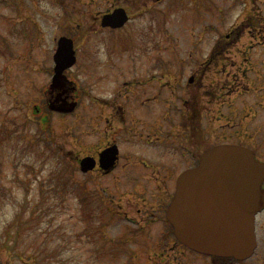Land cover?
<instances>
[{"label": "flooded vegetation", "instance_id": "flooded-vegetation-1", "mask_svg": "<svg viewBox=\"0 0 264 264\" xmlns=\"http://www.w3.org/2000/svg\"><path fill=\"white\" fill-rule=\"evenodd\" d=\"M65 1L61 0V7L67 13L69 1ZM159 1L104 0L105 9L98 11L93 25H84V29L92 27L97 35L96 48L101 55L95 61V106L93 111L86 108L80 115L82 127L77 139L80 151L96 159L95 167L83 173L86 177L92 176L90 180L105 191H113L112 211L99 223L119 222L122 228L116 234L117 240L123 245L130 243L126 257L118 258L115 264H264V209L255 218L254 252L242 260L189 247L176 236L166 216L179 175L197 166L209 148L226 143L246 145L264 159V136L256 138L245 125L247 119H255V104L264 107V84L257 86L262 92L255 103H249L246 98L255 88L252 86L255 78L262 79L256 72L260 70L256 67L260 61L253 60L255 46L252 43L244 50L238 46L246 33L254 38L259 31L263 35L264 15L256 10L261 0L246 2L232 21L239 23L222 30L214 41L204 44V40L191 36L194 34L188 36V43L181 38L172 58H165V51H128L115 40L110 43L109 38L114 36L108 33L124 28L144 8ZM3 2L5 0H0ZM15 2L19 3V9L30 5L23 0ZM165 2L169 11L171 0ZM234 2L191 0L190 4L196 12L204 10L202 22H226L224 17L234 7ZM207 4L209 7L205 9ZM119 6L125 7L130 17L124 26L103 25L101 14ZM214 10L219 12L215 19L211 16ZM67 26L63 33L74 40L75 64L80 69L88 62L86 57L79 62V53L82 57L86 47L77 43L81 37L78 29ZM104 40L110 43L107 49L112 51L101 53ZM263 66L264 61L261 68ZM70 70L71 67L64 73L74 80V70ZM53 72L54 63L50 66L51 77ZM50 82L51 78L47 90ZM59 90L54 86L48 90V96L54 98ZM61 90L71 100H77L78 107L85 93L91 91L87 85L82 87L83 92L70 91L67 86ZM87 133L97 139H87ZM111 151L112 165L104 167ZM199 193L198 189L194 190L195 198L204 199L205 194ZM225 196L228 194L224 189L214 190L210 195L213 207L219 208Z\"/></svg>", "mask_w": 264, "mask_h": 264}, {"label": "rangeland", "instance_id": "rangeland-1", "mask_svg": "<svg viewBox=\"0 0 264 264\" xmlns=\"http://www.w3.org/2000/svg\"><path fill=\"white\" fill-rule=\"evenodd\" d=\"M15 1L0 3V261L115 264L113 254L117 253L119 258L126 246L119 248L118 243L110 242V236L117 238L115 234L122 225L119 222L109 225L105 233L99 229L97 217L99 213L105 214L104 208L97 203L96 187L92 180H85L77 159L84 155L77 139L81 135L80 115L85 113L81 106L93 111L95 103L87 92L78 109L62 113L47 111L45 100L55 37L61 29L59 22L83 25L93 22L92 12L104 10L105 2L97 0L94 6L90 4L95 0L92 3L70 0V10L64 13L60 0H23L31 6V11L25 12V7L19 9ZM164 1L152 3L124 28L108 33L114 36L109 38L110 43L117 41L123 50L165 51V58H172L181 38L188 43V36L194 34L191 36L204 40V44L214 41L221 30L233 25L232 21L250 0H235L234 7L224 17L226 22H202L204 10L192 9L191 0H171L169 11ZM262 4L264 0L256 5V10L264 15ZM38 6L47 9V15L41 16ZM204 7L208 8L209 4ZM218 13L212 11V18ZM261 28L263 35L259 31L254 38L246 33L238 44L244 50L253 41L256 45L253 60L260 61L256 66L260 70L256 72L262 79L255 78L256 82L252 83L255 88L246 96L251 104L260 98L258 94L262 90L257 86L264 84V66L261 68L264 22ZM85 43L88 49L82 57L87 58L88 65L77 69L76 64L72 73L80 87L93 85V94L97 79L96 64L92 61L101 55L96 51L97 35H91ZM110 43L104 40L101 44L107 48ZM255 108L254 121L247 119L245 125L248 132L259 138L264 136V107L255 104ZM85 137L97 139L89 133Z\"/></svg>", "mask_w": 264, "mask_h": 264}, {"label": "water", "instance_id": "water-1", "mask_svg": "<svg viewBox=\"0 0 264 264\" xmlns=\"http://www.w3.org/2000/svg\"><path fill=\"white\" fill-rule=\"evenodd\" d=\"M127 19L121 7L104 14L102 22L117 27ZM54 57L56 66L51 86L61 87L66 79L63 70L75 62L71 39L60 38ZM68 103L61 92L49 106L69 111L76 105V102ZM94 165L93 157L81 159L84 171ZM263 182L264 161L258 160L251 150L236 145L216 147L203 155L199 166L180 175L167 216L178 237L189 246L217 255L248 257L256 244L255 214L264 208ZM195 189L200 195L204 193L205 198H195ZM216 189H224L228 194L217 209L210 199Z\"/></svg>", "mask_w": 264, "mask_h": 264}]
</instances>
